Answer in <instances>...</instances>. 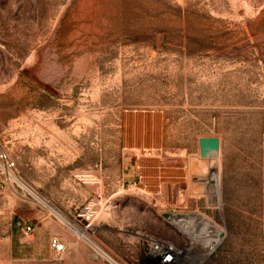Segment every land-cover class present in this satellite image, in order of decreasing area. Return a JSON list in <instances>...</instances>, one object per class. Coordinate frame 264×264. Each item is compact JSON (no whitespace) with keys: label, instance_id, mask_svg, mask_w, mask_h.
I'll list each match as a JSON object with an SVG mask.
<instances>
[{"label":"rangeland","instance_id":"rangeland-1","mask_svg":"<svg viewBox=\"0 0 264 264\" xmlns=\"http://www.w3.org/2000/svg\"><path fill=\"white\" fill-rule=\"evenodd\" d=\"M0 145L52 209L0 194V264H143L173 210L218 226L189 262L264 264V0H0Z\"/></svg>","mask_w":264,"mask_h":264},{"label":"built area","instance_id":"built-area-1","mask_svg":"<svg viewBox=\"0 0 264 264\" xmlns=\"http://www.w3.org/2000/svg\"><path fill=\"white\" fill-rule=\"evenodd\" d=\"M6 189H11L13 193L18 195L23 200L31 202L33 204H40V207L46 210H50V204L43 199L37 191L27 184L19 175L16 162L12 159L9 153L0 145V194L3 193ZM49 211V212H50ZM54 212V211H53ZM178 212L181 217H184V221L187 222L188 218H190L189 213L190 211H169L167 212L168 216H165L169 222L178 227L183 226L181 221L183 220H176L174 221L169 217L170 214ZM198 214V213H197ZM58 215H60L58 213ZM171 216V215H170ZM206 222H211L208 220L204 215L198 214L197 219L194 222V227L198 232H201L204 224ZM33 227L28 225L25 229V234L31 238L33 235ZM137 234L140 236V239L145 246V251L142 257L143 264H180L182 260H187V249L191 246L198 248V252L205 251L206 255L208 254V250L213 249L215 244L212 239V235L210 232L204 233L201 232V236L196 240L190 241V246L187 247L186 245L180 246L176 243L159 237L152 233H139ZM209 240V241H208ZM198 241V242H196ZM204 241H207L205 243ZM92 248L95 250L96 253L104 256L106 260H108L111 264H118L110 255H108L101 247L97 244L93 243L92 241L89 242ZM50 246L54 251L56 258L58 260L63 259V255L67 250V244L58 236H53L50 239ZM197 251V249H196ZM200 255V253H199Z\"/></svg>","mask_w":264,"mask_h":264},{"label":"bare ground","instance_id":"bare-ground-1","mask_svg":"<svg viewBox=\"0 0 264 264\" xmlns=\"http://www.w3.org/2000/svg\"><path fill=\"white\" fill-rule=\"evenodd\" d=\"M202 158H204V159H201L200 161H199V167H198V171L200 172H204V171H206V172H208V176L211 174V176H213L212 177V179L210 178V180H211V182L215 179L216 181H214V182H212V186H211V190L210 191H212V192H214L215 190H216V192L217 191H219V188H218V186H219V184H218V182H219V179H216L217 178V176H218V174H217V172H216V170H217V168H218V163L216 162V159H214L213 157H209V156H202ZM206 161H208V163H206ZM214 169H215V171H214ZM199 174V173H198ZM217 194H218V192H217ZM215 202V201H214ZM57 212V211H56ZM190 215V218H188L187 220V222H185L183 219H184V217H181V219H180V214H172L171 216H170V218L171 219H173L174 221H176V220H183V221H181V223H182V225L183 226H180V228L183 230V232L187 235V237H189L191 240H196V236H195V234L193 233V229H194V222H195V220L197 219V216L196 215H192V214H189ZM210 219V218H209ZM206 224H208V226L210 227V234H213V231H216L217 230V228H218V226L216 225V224H214L213 222H206L204 225H206ZM204 228V227H203ZM202 228V229H203ZM221 230H219L218 232H220ZM80 232L81 231H78V233L80 234ZM80 236L82 237L83 236V233L82 234H80ZM205 242V241H204ZM196 252V250H195V247L194 246H191L190 248H188L187 249V260H182L181 262H180V264H193V262L191 263V262H189L188 261V259L192 256V255H194V253ZM198 251V250H197ZM201 253H203V254H205L206 252L205 251H200V254ZM191 259V258H190Z\"/></svg>","mask_w":264,"mask_h":264},{"label":"crops","instance_id":"crops-1","mask_svg":"<svg viewBox=\"0 0 264 264\" xmlns=\"http://www.w3.org/2000/svg\"><path fill=\"white\" fill-rule=\"evenodd\" d=\"M27 207H28L27 208L28 210H26L28 212L26 213L27 218L28 220H31L36 224L37 234L40 232V228L42 230L46 228L48 224L51 225L53 223V221L50 220V218L45 214L44 211L38 210L34 206H30V205Z\"/></svg>","mask_w":264,"mask_h":264},{"label":"water","instance_id":"water-1","mask_svg":"<svg viewBox=\"0 0 264 264\" xmlns=\"http://www.w3.org/2000/svg\"><path fill=\"white\" fill-rule=\"evenodd\" d=\"M220 145V139L218 137L203 136L199 138V149L200 155L206 156L214 149H218ZM193 181L196 182L198 179L196 175L192 177Z\"/></svg>","mask_w":264,"mask_h":264}]
</instances>
